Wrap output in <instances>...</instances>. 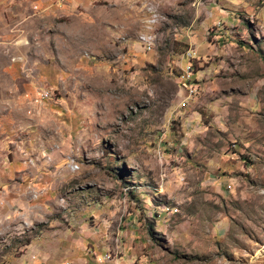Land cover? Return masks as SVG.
I'll return each mask as SVG.
<instances>
[{"label":"rangeland","instance_id":"obj_1","mask_svg":"<svg viewBox=\"0 0 264 264\" xmlns=\"http://www.w3.org/2000/svg\"><path fill=\"white\" fill-rule=\"evenodd\" d=\"M34 1L0 10V264H264V0Z\"/></svg>","mask_w":264,"mask_h":264},{"label":"crops","instance_id":"obj_2","mask_svg":"<svg viewBox=\"0 0 264 264\" xmlns=\"http://www.w3.org/2000/svg\"><path fill=\"white\" fill-rule=\"evenodd\" d=\"M7 0H0V10H6L9 9L10 12L12 10V14H22V10H17L15 7L10 6L9 8L5 7V2ZM19 1V5H23V1L25 2V4L28 3V1H34V0H18ZM34 3H40V5H43L45 2H43V0H35ZM39 5V8H40ZM16 10H15V9ZM20 8V7H19ZM25 10V13H27L26 11L28 9H23ZM0 11V25L1 23L3 24L5 21V16L4 13ZM17 65V64H15ZM24 93H23V97L24 99L26 97H30V95L34 94L31 93L29 90L27 91L26 89L22 88ZM75 234H67L66 237L68 238V243L65 245V247L63 249H59L56 252V255H54L53 257H51L50 255H48L45 251H39V248L36 246L31 245V248L29 247V251H27L26 254H24L19 260H16L13 262V264H99L97 262H95L94 260H92L93 255L91 253H89L93 247L92 246H88L85 243V239L84 237L81 238V236H79V238L75 237ZM96 248L98 249L99 253H104V249H105V245H99L96 246ZM35 252H39L38 254H35ZM34 254L35 258H31L30 255ZM64 254V256H63ZM64 262V263H63Z\"/></svg>","mask_w":264,"mask_h":264},{"label":"built area","instance_id":"obj_3","mask_svg":"<svg viewBox=\"0 0 264 264\" xmlns=\"http://www.w3.org/2000/svg\"><path fill=\"white\" fill-rule=\"evenodd\" d=\"M37 9V7H34ZM52 96L51 90L41 87L37 100H46ZM96 262L99 264H135L134 261L126 262L119 260L117 253L112 251H106L103 254L96 257Z\"/></svg>","mask_w":264,"mask_h":264},{"label":"bare ground","instance_id":"obj_4","mask_svg":"<svg viewBox=\"0 0 264 264\" xmlns=\"http://www.w3.org/2000/svg\"><path fill=\"white\" fill-rule=\"evenodd\" d=\"M262 253H263V250L262 249L258 250L257 253H256V255H255V257H257L259 255H262Z\"/></svg>","mask_w":264,"mask_h":264}]
</instances>
